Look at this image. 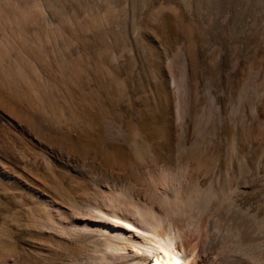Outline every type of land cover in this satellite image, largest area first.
<instances>
[{"label":"rangeland","instance_id":"374dc122","mask_svg":"<svg viewBox=\"0 0 264 264\" xmlns=\"http://www.w3.org/2000/svg\"><path fill=\"white\" fill-rule=\"evenodd\" d=\"M171 172L264 223V0H0V264H91L83 204Z\"/></svg>","mask_w":264,"mask_h":264},{"label":"bare ground","instance_id":"6f19581e","mask_svg":"<svg viewBox=\"0 0 264 264\" xmlns=\"http://www.w3.org/2000/svg\"><path fill=\"white\" fill-rule=\"evenodd\" d=\"M201 182L171 172L146 179V189L104 187L83 204L97 230L91 264H264L246 241L264 223L239 208L227 178Z\"/></svg>","mask_w":264,"mask_h":264}]
</instances>
